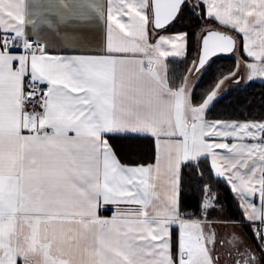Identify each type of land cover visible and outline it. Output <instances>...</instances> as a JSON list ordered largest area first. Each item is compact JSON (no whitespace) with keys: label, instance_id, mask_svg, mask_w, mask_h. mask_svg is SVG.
I'll return each instance as SVG.
<instances>
[{"label":"snow or ice","instance_id":"snow-or-ice-1","mask_svg":"<svg viewBox=\"0 0 264 264\" xmlns=\"http://www.w3.org/2000/svg\"><path fill=\"white\" fill-rule=\"evenodd\" d=\"M0 264H264V0H0Z\"/></svg>","mask_w":264,"mask_h":264},{"label":"trees","instance_id":"trees-1","mask_svg":"<svg viewBox=\"0 0 264 264\" xmlns=\"http://www.w3.org/2000/svg\"><path fill=\"white\" fill-rule=\"evenodd\" d=\"M221 63H227V62H221Z\"/></svg>","mask_w":264,"mask_h":264}]
</instances>
